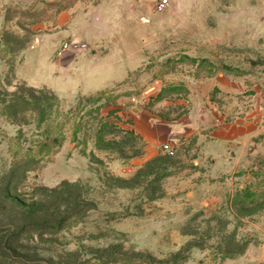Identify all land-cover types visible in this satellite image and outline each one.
I'll return each mask as SVG.
<instances>
[{
	"label": "rangeland",
	"instance_id": "obj_1",
	"mask_svg": "<svg viewBox=\"0 0 264 264\" xmlns=\"http://www.w3.org/2000/svg\"><path fill=\"white\" fill-rule=\"evenodd\" d=\"M94 1L0 0V97L26 83L58 98L45 117L0 103V264H264V21L234 0H172L139 22L154 0L120 17L101 2L93 23L61 19ZM87 25L119 46L93 47L67 76L54 49ZM239 34L250 47L232 45ZM130 54L137 66L114 83ZM101 124L132 134L100 139Z\"/></svg>",
	"mask_w": 264,
	"mask_h": 264
},
{
	"label": "crops",
	"instance_id": "obj_2",
	"mask_svg": "<svg viewBox=\"0 0 264 264\" xmlns=\"http://www.w3.org/2000/svg\"><path fill=\"white\" fill-rule=\"evenodd\" d=\"M101 2L103 3H107L108 6H111V9H113V13L117 14L119 17L121 16V10L123 8V6L128 7V9H135L136 5L139 4L140 0H96L94 1L91 5L85 7V8H81V6L79 4L73 5L71 7H69L68 9H64L61 12V19H65L67 17L71 18V21L73 19V17L77 14H81L84 17V20L89 23H93V14H94V8L96 6H98ZM161 2V0H154L151 1L152 6L150 7V11H147L148 9H146L145 7H143V9L137 13L136 17H137V21L139 22V20L142 18L141 15L146 12L151 14L154 13L155 11H158V13L160 12H164L166 10V8H168L170 6V2H172V0H168V4L166 5V7L163 10H158V4ZM179 2V0H176V3ZM234 2H236L238 4V6H233V12L238 11V10H242L244 11V13L246 14L245 17H247L248 19H253V20H258L259 21H264V0H234ZM93 11V12H91ZM232 12V13H233ZM104 18V21H102V18ZM107 17L103 14V16L100 15H95V20H98L99 26L102 25V27L104 26V23L106 20H111L112 16L107 18ZM243 18V17H242ZM71 21H70V25H71ZM111 25V23H110ZM69 29V28H68ZM67 29V30H68ZM85 33L83 36L81 37H71L69 43L71 44L68 48H62V46L56 47L54 49V61L57 60L56 65H57V69L59 68H63V71L66 73V75L68 76H73L75 74H77V69H78V65L79 62L81 60H84L88 57L92 58L96 55H98V53L96 54H90V50L97 46L101 47L102 49L105 48V50L103 51V54H99L100 56H104V55H110L112 54L117 46H119V39L117 38V36L113 33L110 34L106 39L101 38L99 40H95V38H90L88 35V30L94 29L93 26H89L87 25V27H85ZM228 39H230L232 41V45L237 47V48H244V47H250L249 42H246L242 37L241 34H239V37L237 39H231L228 37ZM256 40V36L254 35L253 37V44L255 43ZM250 41V40H248ZM68 43V44H69ZM111 43V44H110ZM70 47L72 48L71 51H69L68 49H70ZM253 48V46H251ZM133 55L130 54L129 58L124 59V65H120L118 67L119 69V74L121 73V75L118 76V78L113 79V82H119L121 80H123V78H126L129 74V72L131 70H133L136 66V64H133L132 62V57ZM81 59V60H80ZM121 63V62H120ZM55 75H60L55 69L53 70ZM60 71V69L58 70ZM34 85H45V84H36L35 82H32ZM113 83V84H114ZM112 84V85H113ZM47 86V85H46ZM48 87V86H47ZM49 88V87H48ZM51 91H53L51 88H49ZM54 92V91H53ZM55 93V92H54ZM98 93V92H96ZM94 93V94H96ZM94 94H83V96H93ZM58 95V94H57ZM59 96V95H58ZM80 96V94L78 95ZM78 96H76L75 98H77ZM137 126H145L144 124H138ZM229 127L230 126H219L218 128H216L213 132L212 135L216 138L219 139H224V140H231L234 138V134L231 133H226V131H229ZM226 130V131H224Z\"/></svg>",
	"mask_w": 264,
	"mask_h": 264
},
{
	"label": "trees",
	"instance_id": "obj_3",
	"mask_svg": "<svg viewBox=\"0 0 264 264\" xmlns=\"http://www.w3.org/2000/svg\"><path fill=\"white\" fill-rule=\"evenodd\" d=\"M2 95L3 97H0V103L2 105L1 109L7 114L18 113L20 109V111L21 110L22 111L23 110L38 111L41 113L43 117H45L46 109L51 108L52 103H56L58 100L55 93L51 91L50 89L48 88L37 89L32 86L28 87L26 83H22L21 86L17 88V90L14 92H11V93L5 92ZM44 102H47L46 103L47 105ZM108 127L122 130V128H120L119 126H105L104 124H101V126H99L97 129V136L100 139H102V135H104ZM122 131L132 134V130L123 129ZM55 139L59 143L63 139V137L60 138L61 139L60 141L58 140V138H55ZM59 146L57 148H54L56 149L55 151L59 149ZM41 150H44L47 153H49L50 151L51 152L54 151L52 143H49V142L43 143L41 146ZM26 157L27 159L21 160L22 163L31 168L34 167L36 160L34 158H29L28 156ZM17 165L18 163L15 162V164L13 165V168H16ZM165 176H167V173L161 174L160 177H165ZM252 195L253 193L251 192L249 196H252ZM226 255L230 256L232 255V253H228ZM141 262H146V260H139L138 262H136V264L137 263L140 264Z\"/></svg>",
	"mask_w": 264,
	"mask_h": 264
},
{
	"label": "built area",
	"instance_id": "obj_4",
	"mask_svg": "<svg viewBox=\"0 0 264 264\" xmlns=\"http://www.w3.org/2000/svg\"><path fill=\"white\" fill-rule=\"evenodd\" d=\"M168 4V0H161V2L158 4V10H163L166 5ZM70 45L68 43H65L63 48H68ZM186 144H184V142L182 143H165L164 144V152L167 155L173 156L176 155L180 150H182L183 152L186 151V147L184 146Z\"/></svg>",
	"mask_w": 264,
	"mask_h": 264
}]
</instances>
